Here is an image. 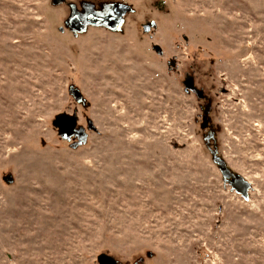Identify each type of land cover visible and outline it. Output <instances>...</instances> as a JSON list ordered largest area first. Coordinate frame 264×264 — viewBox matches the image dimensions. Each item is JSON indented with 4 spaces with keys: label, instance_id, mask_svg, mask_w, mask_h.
Wrapping results in <instances>:
<instances>
[{
    "label": "rangeland",
    "instance_id": "rangeland-1",
    "mask_svg": "<svg viewBox=\"0 0 264 264\" xmlns=\"http://www.w3.org/2000/svg\"><path fill=\"white\" fill-rule=\"evenodd\" d=\"M117 4L114 31L68 27ZM101 254L264 264V0H0V264Z\"/></svg>",
    "mask_w": 264,
    "mask_h": 264
},
{
    "label": "water",
    "instance_id": "water-1",
    "mask_svg": "<svg viewBox=\"0 0 264 264\" xmlns=\"http://www.w3.org/2000/svg\"><path fill=\"white\" fill-rule=\"evenodd\" d=\"M62 0H55L54 3L56 5L60 4ZM112 12L116 14V17L114 15H109L106 18L95 16L93 21H90V24L92 25H101V24H107L112 29H115L117 26L118 21L124 17L125 14L128 13V7L124 5H116L111 7ZM68 25L76 30V31H83L85 29L84 25L79 20V14L74 12V16L70 19L68 22ZM150 27H146V32H149ZM158 52H160V49L157 48ZM161 53V52H160ZM186 91H194L196 95H198L199 98H203L204 95L202 91L198 90L195 86V81L192 78H188L185 82ZM79 99V97L77 98ZM80 100V99H79ZM208 121L206 116L203 119V129H206L208 127ZM54 125L60 130V134L62 138L65 141H71V138L73 136H77L80 143L78 145H73V148H76L77 146H82L84 142H86L88 138V134L85 130V128L78 129V118L76 116L70 115V114H61L58 115L54 120ZM88 127L90 131H96L97 128L94 127L93 123H88ZM213 160L219 166L220 171L222 173L223 179L225 180L226 184L228 183L232 190L235 191L237 194L242 195L246 200H249L250 196V189L251 184L246 179H244L242 176H239L235 174L230 167L225 163L224 160H222L218 156V152H213ZM99 264H118L117 260L113 257L101 254L98 260Z\"/></svg>",
    "mask_w": 264,
    "mask_h": 264
},
{
    "label": "flooded vegetation",
    "instance_id": "flooded-vegetation-1",
    "mask_svg": "<svg viewBox=\"0 0 264 264\" xmlns=\"http://www.w3.org/2000/svg\"><path fill=\"white\" fill-rule=\"evenodd\" d=\"M55 1V0H54ZM118 5V4H117ZM121 5H124V4H121ZM121 5H119V6H121ZM113 6H116V5H112V6H110L109 8H108V10H107V12H105L104 14H96V13H94V12H91V13H88L87 15H85V16H80V14H79V20H80V22L84 25V27H85V25H90V26H93L92 24H90V21H93V19H94V17L95 16H100V17H104V18H106L107 16H109V15H114L115 16V18L116 17H118V16H116V14L114 13V12H112V10H111V7H113ZM124 6H126V5H124ZM128 7V13L130 12V8H129V6H127ZM74 12H76L77 13V11L76 10H73V16H74ZM127 13V14H128ZM127 14H125L124 15V17L127 15ZM72 16V17H73ZM71 17V18H72ZM70 18V19H71ZM123 18V17H122ZM121 18V19H122ZM70 19H69V21H70ZM120 19V20H121ZM119 20V21H120ZM68 21V22H69ZM119 21H118V23H119ZM118 23H117V27L115 28V29H117L118 28ZM68 24V23H67ZM95 26H103V27H108L109 29H111V30H115V29H112L110 26H108L107 24H101V25H95ZM68 27H70L69 25H68ZM146 27H149V26H145L144 27V30H145V32H146ZM71 28V27H70ZM86 28V27H85ZM72 29V28H71ZM74 32H78V31H76V30H74V29H72ZM146 33H148V32H146ZM189 78H192V77H189ZM193 79V78H192ZM194 80V79H193ZM195 81V80H194ZM195 86H196V81H195ZM190 91V90H189ZM187 92V91H186ZM207 118V117H206ZM207 121H208V119H207ZM209 123V122H208ZM209 126H210V123L208 124V127L206 128V129H208L209 128ZM79 129H81V128H79ZM71 143H72V145H78L79 143H80V141H79V139H78V137L77 136H73L72 138H71V141H70Z\"/></svg>",
    "mask_w": 264,
    "mask_h": 264
},
{
    "label": "trees",
    "instance_id": "trees-1",
    "mask_svg": "<svg viewBox=\"0 0 264 264\" xmlns=\"http://www.w3.org/2000/svg\"><path fill=\"white\" fill-rule=\"evenodd\" d=\"M207 142V141H206Z\"/></svg>",
    "mask_w": 264,
    "mask_h": 264
}]
</instances>
